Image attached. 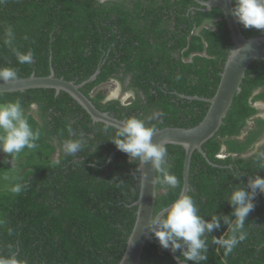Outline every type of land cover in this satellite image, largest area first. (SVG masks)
<instances>
[{
    "label": "trees",
    "instance_id": "trees-1",
    "mask_svg": "<svg viewBox=\"0 0 264 264\" xmlns=\"http://www.w3.org/2000/svg\"><path fill=\"white\" fill-rule=\"evenodd\" d=\"M202 9L194 0H0V68H13L17 78L48 76L53 70L75 84L98 70L81 92L101 112L124 121L145 119L156 129L192 128L209 104L180 95L212 98L232 47L222 12ZM239 26L246 38L264 35ZM9 28L11 43L6 42ZM14 50L31 52L32 62L18 63ZM110 80L119 82L123 92L132 91L129 104L105 101L106 92L98 88ZM17 100L30 126L40 131L30 151L40 149L42 158L35 165L27 155V162L16 166L0 153V186L8 183V189L0 190L5 191L0 195V256L14 254L20 264H119L136 217L132 204L139 196V160L112 143L117 129L92 122L63 91L0 93V103ZM257 101L264 102L262 60L249 65L223 124L202 146L211 164L192 153L187 195L205 221L216 216L220 227L202 236L206 260H186L183 242L181 249L170 248L187 264H264V194L259 191L243 225L246 238L227 255L215 243L230 238L236 226L228 197L264 177V158L256 154L264 146L242 156L264 136V120L253 119ZM66 140H79L80 151L66 155ZM222 146L228 155L218 159ZM166 149L162 167L177 178L178 187L169 189L156 167L160 192L154 214L170 206L183 185L184 149ZM139 264H177L160 247L152 227Z\"/></svg>",
    "mask_w": 264,
    "mask_h": 264
},
{
    "label": "clouds",
    "instance_id": "clouds-1",
    "mask_svg": "<svg viewBox=\"0 0 264 264\" xmlns=\"http://www.w3.org/2000/svg\"><path fill=\"white\" fill-rule=\"evenodd\" d=\"M232 15L235 17L237 23L242 25L244 29L264 31V0H235ZM7 36L10 39L6 42L11 43L13 33L10 28L7 30ZM14 52L17 62L20 64H30L33 60V54L31 52L27 54L20 53L16 50H14ZM16 79L17 72L13 68H0V81L7 84ZM127 92L132 93V91H125L123 93L125 94ZM109 100L114 99H107L105 97V101ZM118 100L121 101L119 98ZM121 103L123 104L122 101ZM252 104L254 107L257 104L261 105L260 107L263 109L264 113V102L257 101ZM33 109H35V107H33ZM160 115L162 116L163 114L161 113ZM252 124L249 126H252ZM69 131H71L70 128ZM156 134V127L146 126L145 119L129 117L124 122L123 127L116 130L115 138L112 139V143L115 144L119 151L127 154L132 159H138L140 162L151 161L163 173V183L166 184L169 189L175 190L178 187L177 178L171 175L165 167H162V165L166 163L167 157L166 141L153 143L152 138ZM244 134L245 133H243L242 136H244ZM39 138V129L34 131L30 126L19 100L0 103V152L5 154H17L25 148L34 149L37 147L35 141ZM256 144L257 142L248 153L242 156L248 157L253 154L258 148ZM80 149L81 143L79 140H66L63 144V152L66 155H74L79 152ZM256 154L258 158H264V152H257ZM227 155L225 147L222 146L221 152L216 155V157L218 159H223ZM232 156L236 157L235 154ZM53 164L58 165L59 161L55 160ZM248 189V191H245L243 188H236L228 197V202L233 208L232 215L236 217V226L232 228L233 234L230 238L215 240V243L221 245L225 249V255L230 253L238 243L246 238L242 231L243 225L248 213L254 208L253 199L257 191L264 194V177L257 176L255 179L250 180ZM159 192L160 191L157 190V195ZM135 202H133V206H135ZM156 214H154V216ZM150 227H152L154 236L159 241L160 247L164 249L171 248L175 251L182 248L181 242H183V244L187 245V250L183 251V256L186 260L203 261L207 259V256L205 254L206 245L202 236L205 232L211 233L213 229H218L220 224L216 216H213L210 222L205 221L198 214V208L196 207L194 199L181 192L170 206L167 207L166 215L162 218L154 217ZM237 232L240 233L238 236L236 235ZM129 243H131V241ZM0 264H20V261L13 254L8 257L0 256Z\"/></svg>",
    "mask_w": 264,
    "mask_h": 264
},
{
    "label": "water",
    "instance_id": "water-1",
    "mask_svg": "<svg viewBox=\"0 0 264 264\" xmlns=\"http://www.w3.org/2000/svg\"><path fill=\"white\" fill-rule=\"evenodd\" d=\"M194 1L203 7L202 11H210L212 8H217L222 12L232 47L220 73V82L212 98L180 95L182 98L200 100L209 104L203 120L192 128L165 127L157 129V134L152 138L153 143L166 141V145H177L184 149L185 157L181 192L186 195L189 190L188 177L192 153L197 151L210 163L202 150L203 144L212 139L223 124L234 97L241 91V83L249 65L254 61H264V35L252 38H246L243 35L239 23L232 15V0ZM97 74L98 70L86 81L75 84L73 81L56 77L54 71L51 70L48 76L37 77L32 74L26 78H17L7 84L0 81V93L23 92L29 89L41 88L53 89L56 94L63 91L81 106L92 122L103 123L115 129L123 127L124 120L116 119L106 112H101L81 92V88L94 80ZM138 168L140 171V189L139 197L134 203L137 207L136 218L119 264L140 263L141 254L150 232L151 221L154 217L161 218L166 214L167 209V207L162 209L154 216V205L157 196L156 166L151 161H139ZM130 241L131 243H129ZM165 250L176 260L177 264H187L178 259L170 248Z\"/></svg>",
    "mask_w": 264,
    "mask_h": 264
},
{
    "label": "rangeland",
    "instance_id": "rangeland-1",
    "mask_svg": "<svg viewBox=\"0 0 264 264\" xmlns=\"http://www.w3.org/2000/svg\"><path fill=\"white\" fill-rule=\"evenodd\" d=\"M206 27H211V22L210 23H206L205 24ZM98 89H103L106 92V98L107 99H121V101L123 102L124 105L129 104L132 99H133V94L131 92H127V93H123L122 92V86L120 85L119 82L115 81V80H110L102 85L99 86ZM31 149L25 148L23 151H21L20 153L17 154H6L8 156V158L10 160H12V162H14V164L16 166H18L19 164H25V162H27V158L29 155L31 157L30 161L35 164L38 165L40 163V160L42 158V151L40 149H36L35 151H30ZM1 153V152H0ZM2 154L4 155L5 153L2 152ZM29 157V158H30ZM55 158H57V155H55ZM14 166V165H13ZM6 190L8 189V183H5L3 185L0 186V190ZM1 194H5L4 192H0Z\"/></svg>",
    "mask_w": 264,
    "mask_h": 264
},
{
    "label": "flooded vegetation",
    "instance_id": "flooded-vegetation-1",
    "mask_svg": "<svg viewBox=\"0 0 264 264\" xmlns=\"http://www.w3.org/2000/svg\"><path fill=\"white\" fill-rule=\"evenodd\" d=\"M260 106H261V105H258V104L255 106L256 110L258 111L257 114L254 116L256 119H257V118H259V119H264L263 109H261ZM254 117H253V118H254ZM255 118H254V119H255ZM252 122H253V119L250 121L249 125L252 124ZM249 125H248V126H249ZM251 127H252V126H249V128H251ZM256 146H257L258 148L261 147V146H264V136L261 137V138L257 141ZM258 148H257V149H258Z\"/></svg>",
    "mask_w": 264,
    "mask_h": 264
}]
</instances>
